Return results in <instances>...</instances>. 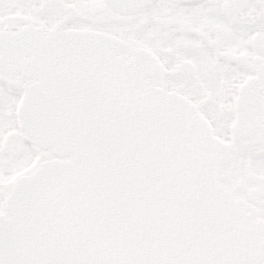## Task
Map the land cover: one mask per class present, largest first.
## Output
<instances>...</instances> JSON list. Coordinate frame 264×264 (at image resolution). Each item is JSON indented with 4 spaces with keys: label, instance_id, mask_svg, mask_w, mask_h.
Here are the masks:
<instances>
[{
    "label": "snow or ice",
    "instance_id": "snow-or-ice-1",
    "mask_svg": "<svg viewBox=\"0 0 264 264\" xmlns=\"http://www.w3.org/2000/svg\"><path fill=\"white\" fill-rule=\"evenodd\" d=\"M0 264H264V0H0Z\"/></svg>",
    "mask_w": 264,
    "mask_h": 264
}]
</instances>
